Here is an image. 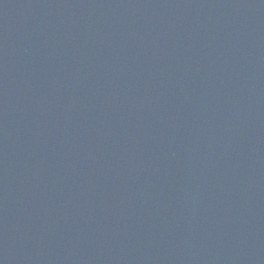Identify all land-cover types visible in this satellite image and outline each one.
I'll list each match as a JSON object with an SVG mask.
<instances>
[{
  "label": "water",
  "instance_id": "water-1",
  "mask_svg": "<svg viewBox=\"0 0 264 264\" xmlns=\"http://www.w3.org/2000/svg\"><path fill=\"white\" fill-rule=\"evenodd\" d=\"M0 264H264V0H0Z\"/></svg>",
  "mask_w": 264,
  "mask_h": 264
}]
</instances>
